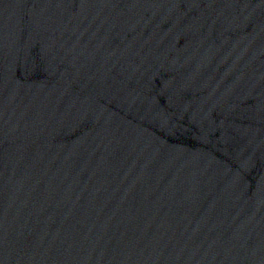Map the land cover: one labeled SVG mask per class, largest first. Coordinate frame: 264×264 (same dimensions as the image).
Wrapping results in <instances>:
<instances>
[{
    "label": "water",
    "instance_id": "1",
    "mask_svg": "<svg viewBox=\"0 0 264 264\" xmlns=\"http://www.w3.org/2000/svg\"><path fill=\"white\" fill-rule=\"evenodd\" d=\"M0 264H264V0H0Z\"/></svg>",
    "mask_w": 264,
    "mask_h": 264
}]
</instances>
